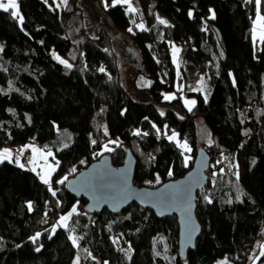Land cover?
Here are the masks:
<instances>
[{"label": "trees", "instance_id": "16d2710c", "mask_svg": "<svg viewBox=\"0 0 264 264\" xmlns=\"http://www.w3.org/2000/svg\"><path fill=\"white\" fill-rule=\"evenodd\" d=\"M17 1L22 24L0 9V147L30 154L26 146L36 144L58 168L47 185L13 160L0 164V264H264V43H253L255 0H98L141 56L136 81L146 79L147 101L124 86L109 31L92 36L79 0ZM158 14L166 22L159 43ZM174 46L191 66L208 62L209 97L196 95L191 110L176 90ZM200 150L211 167L197 195L202 232L186 259L176 217L136 204L91 215L67 190L105 155L122 167L128 151L135 184L157 189L182 179Z\"/></svg>", "mask_w": 264, "mask_h": 264}, {"label": "water", "instance_id": "95a60500", "mask_svg": "<svg viewBox=\"0 0 264 264\" xmlns=\"http://www.w3.org/2000/svg\"><path fill=\"white\" fill-rule=\"evenodd\" d=\"M137 160L127 152L125 163L116 168L109 155L91 164L66 183L67 190L76 198L87 201L89 214L109 211L113 215L123 213L131 205L151 210L158 218L176 217L179 225V253L186 259L188 252L194 250L202 232L198 221L197 195L208 184L207 172L211 158L200 150L192 169L177 181L151 189L135 184Z\"/></svg>", "mask_w": 264, "mask_h": 264}, {"label": "rangeland", "instance_id": "374dc122", "mask_svg": "<svg viewBox=\"0 0 264 264\" xmlns=\"http://www.w3.org/2000/svg\"><path fill=\"white\" fill-rule=\"evenodd\" d=\"M6 3L7 0H4ZM18 6L19 3L16 0ZM80 6L84 9L86 17H87V27L91 31V34L93 37H97L99 29L106 28L112 39L115 46L116 53L119 55L120 58V67L122 66V69L124 71V75L122 77V81L124 86L127 88V90L130 92V94L139 101H147L148 94L146 91L140 90L142 88L144 82H146V79H144L143 75H139V82L136 81L138 77V73L142 70L141 66V56L139 55L138 51L136 50L135 46L133 45L130 38L127 37V35L119 33L107 13L103 10V8L100 6L98 0H79ZM119 3L122 5H126L128 7L132 6V2H125V0H120ZM134 5H138L137 3H133ZM129 13L130 10H128ZM257 12V10H256ZM19 13L21 14L20 6H19ZM260 15L264 16V14L261 13ZM158 22L160 23V20L165 21L164 18H162L161 15H157ZM256 20V15L254 17V21ZM163 23H160L159 25H155L154 32H155V38L156 42L159 43L162 41V34L160 26ZM254 24V22H253ZM259 42V44H262V42L259 41V39L256 40ZM3 50V44L0 40V52ZM173 53V60L177 67V81H176V90L181 92V96L183 97V103L188 109H192L196 103H197V96L198 94H201L204 98L209 97V93L206 90V86L208 84L207 78L205 77L206 69L208 68V62L204 61L203 66H191L189 65V61L186 57H183L182 59L179 58L180 51L177 47L172 48ZM142 85V86H141ZM193 94V95H189ZM176 97V93L173 92L171 94H166V97H172L171 99ZM194 104L190 103L193 102ZM173 137V134L169 136ZM177 136L175 135V140ZM209 141V138H207ZM183 145V144H182ZM32 146H35L34 149L36 151L32 152L34 157V164L30 165V167L37 166L40 171H35L39 176H44L47 173L50 172V175H48L49 183L47 185H50L51 178L56 172L58 166L56 163H54L52 160L49 159V156L47 153L42 151L36 144H28L26 148L31 149ZM37 149H40V154L36 155ZM184 150V148L182 147ZM16 149L13 148V152H15ZM185 151V150H184ZM4 152H10L8 147H0V154ZM186 152V151H185ZM188 152V151H187ZM32 157V156H31ZM33 159V158H32ZM11 160V159H10ZM4 160L3 162H5ZM3 162H0L3 163ZM43 182V180L41 179ZM61 225V221L59 222ZM68 221L64 222V225L67 226ZM62 225V226H64ZM264 241L261 242L259 245V256L262 255V252H264ZM75 264H77V259L75 261Z\"/></svg>", "mask_w": 264, "mask_h": 264}, {"label": "snow or ice", "instance_id": "6c2138e0", "mask_svg": "<svg viewBox=\"0 0 264 264\" xmlns=\"http://www.w3.org/2000/svg\"><path fill=\"white\" fill-rule=\"evenodd\" d=\"M67 2V0H65V3ZM125 2H127V0H125ZM255 4H256V20L254 21V28H253V43H256V40L259 39L260 42L264 43V16L260 15V5H261V0H255ZM0 9H2L4 12H11V16L15 19H18L20 21V23L22 24L23 22V17L20 15L19 13V6L16 2V0H7V2L5 3L4 0H0ZM131 10V9H130ZM189 15H191V13H189ZM212 18H215V14L213 13ZM160 23H166L163 20H160ZM129 31H131V29H129ZM57 59H59L57 57ZM61 63H65L64 61H60ZM101 71H103V68H101ZM172 97H166V99H171ZM192 104H194L193 102H190ZM191 110V109H189ZM175 133H173V137H170V139L175 137ZM93 143H95V141H93ZM65 147H67V145H65ZM181 147L184 148L185 151H190V149L188 148L187 144H183L181 145ZM110 149L107 148V146H105V151H109ZM33 151L35 152L36 149H33ZM4 160H9L10 161V153L8 152H4L2 154H0V162H3ZM188 157H185V162L187 163ZM11 162V161H10ZM73 171H75V169H73ZM48 175H50V172L47 173L46 175L42 176L41 179L43 180V182L45 184L49 183L48 180ZM169 175H171V172H169ZM237 179H238V175H237ZM65 180H67V177H64V179L60 180L59 183L63 184L65 182ZM157 182H159V177H157ZM53 195H55V192H53ZM209 203H211V201H209ZM76 208L74 207L72 209L73 213H76ZM69 219V216H64L61 218V223L62 225H64V222H66ZM66 226V225H64ZM53 231H55V229H53ZM39 235V234H38ZM35 239V238H34ZM73 243L75 244V238H73ZM262 248H264V246H262ZM37 251H39V249H37ZM262 254H264V252H262Z\"/></svg>", "mask_w": 264, "mask_h": 264}, {"label": "built area", "instance_id": "2783aa9c", "mask_svg": "<svg viewBox=\"0 0 264 264\" xmlns=\"http://www.w3.org/2000/svg\"><path fill=\"white\" fill-rule=\"evenodd\" d=\"M185 50L188 51L187 48ZM15 149L16 151L14 152L13 161H15L23 169L29 170L30 165L33 163L31 155L27 153V149L23 147H17Z\"/></svg>", "mask_w": 264, "mask_h": 264}, {"label": "crops", "instance_id": "0c3cea01", "mask_svg": "<svg viewBox=\"0 0 264 264\" xmlns=\"http://www.w3.org/2000/svg\"><path fill=\"white\" fill-rule=\"evenodd\" d=\"M9 148V150H10V161H12L13 160V156H14V152H13V148L12 147H8ZM35 148V146H32L31 147V149H30V153H31V156H32V158H33V162H34V157H33V154H32V152H33V149ZM38 154H40V149H37V152H36V155H38ZM6 161H9V160H6ZM34 164V163H33ZM30 171H33V172H35V171H40V169H38V167L37 166H35V167H31L30 168ZM36 173V172H35ZM40 177V179H41V176H39Z\"/></svg>", "mask_w": 264, "mask_h": 264}]
</instances>
